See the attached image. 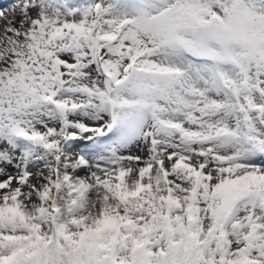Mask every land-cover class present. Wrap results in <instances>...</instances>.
Listing matches in <instances>:
<instances>
[{"label":"snow or ice","instance_id":"snow-or-ice-1","mask_svg":"<svg viewBox=\"0 0 264 264\" xmlns=\"http://www.w3.org/2000/svg\"><path fill=\"white\" fill-rule=\"evenodd\" d=\"M0 264H264V0H0Z\"/></svg>","mask_w":264,"mask_h":264}]
</instances>
